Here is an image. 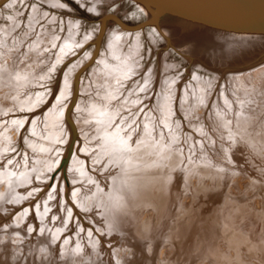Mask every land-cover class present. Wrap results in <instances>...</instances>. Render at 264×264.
I'll return each instance as SVG.
<instances>
[{
  "label": "rangeland",
  "instance_id": "1",
  "mask_svg": "<svg viewBox=\"0 0 264 264\" xmlns=\"http://www.w3.org/2000/svg\"><path fill=\"white\" fill-rule=\"evenodd\" d=\"M11 1L0 0V36L1 26L12 27L10 46L5 47L0 43V50L7 51L5 55L0 53V57L3 55L0 62L8 65L9 68L13 66L12 69L7 67L12 75L8 74L4 84L0 78V103L9 105L8 107L4 105V109L0 106L3 110L0 111V126L4 129L1 130L0 127V139H2L0 144L8 145L7 148L1 149L3 152L0 154L2 166L0 174L2 171L7 173L10 168L12 170L9 172L13 175V172H16L17 178L12 176L18 180H14L17 185L14 186L16 182H13L14 187H11L8 193L9 184L4 181L5 177H0V185L5 184L0 186V194L7 192L9 196L4 197L3 201L0 200V264H264V42L235 43L233 40H227L228 42L225 40L215 44L206 40L200 44V41L187 40L186 36L183 37L179 33H167L166 23L128 31L115 19H108L98 45L97 39L104 17L113 14L127 25H137L148 18L146 12L122 0H56L57 4H63L60 5L61 7L47 4L48 2L42 0H18L19 2L15 3L16 7H7ZM32 10L37 14L34 26L30 23L31 14L34 16L35 13ZM113 31L116 35L120 33V37L124 39L123 42L121 39L117 41L123 47V49L119 47L118 52L125 54L136 47V56H134L136 66L133 73L121 74V79L113 81L115 89L110 91L108 89L110 82L108 84L109 80L105 78L107 75L99 79L94 72L104 65L101 64L100 58L117 59L111 52L110 43L115 38ZM41 35H47L45 38L49 41L46 43V39L43 40ZM35 42L38 45L36 58L28 50L29 45L32 46ZM16 44L19 45L16 46L17 49L13 46ZM190 47L196 49L192 50L193 48ZM202 48L206 50L204 49L203 52ZM215 53L219 59L214 60ZM29 68L31 70H28ZM17 72L24 74L17 76ZM25 73L29 75L28 79ZM255 74H259L262 80ZM244 76L248 80L244 79ZM197 78L205 82H199ZM97 79L98 81L95 82L94 80ZM252 79L254 81L251 82ZM243 80L244 85L241 84ZM259 80L261 84L257 82ZM200 83L205 84V87ZM4 86L7 90L3 88ZM65 86L68 88L66 97L62 95ZM190 87L192 91L193 88L199 89L206 97L201 94L203 99L205 98L204 101L199 94L200 91H193V94ZM140 88L144 91H139ZM182 90L185 93H182ZM5 91L7 93L3 94ZM15 91L20 94L14 95ZM246 91L249 92V96ZM111 93H116L117 96L106 97V94L111 95ZM21 94L22 96L19 97ZM187 95H190L189 97L194 95V98L192 97L190 101ZM4 96L8 101L3 98ZM222 96L226 99L224 100ZM32 98L37 105L28 106L29 103L23 104L22 101L17 103L18 100L25 101ZM167 98L170 103L162 104L160 99ZM80 101L84 103L83 108L81 106L79 108ZM94 101L105 107L112 103L110 111H114L111 114L116 116L114 118L112 115L115 122L111 119V124H102L96 117L100 113L93 115L98 110L97 105L96 108L92 105ZM90 103L92 106H89ZM56 107L58 109L60 107L59 110L62 111L58 112L63 114L61 117L63 126L60 130L61 135H64V138L61 137L63 140L55 135L51 124L47 123L50 121L48 112ZM91 108L93 111H90ZM245 111L249 114L246 115ZM104 113H108L107 109ZM239 114H242L241 117ZM36 118L40 120V130L44 129V137L42 135L38 137L31 128ZM89 121L95 123L91 124ZM239 121L244 122L245 127ZM125 123L126 127L123 126ZM103 125L105 126L102 127ZM154 125L157 128L155 131L157 135L153 131L155 127L152 128ZM108 126L109 128L114 126L113 132L118 128L120 138L122 136L124 138L120 141L116 140L113 147L107 146V142L110 141H105L107 143L105 144L103 136L105 133L98 132L102 128L108 129ZM22 127L26 129L19 139ZM126 131L125 138L122 133ZM145 133H149L146 134L147 137ZM2 136L5 137L6 142H2ZM28 137L31 140L34 138L41 142H50L53 147L49 148L50 150L39 148L38 145L34 146ZM131 137L139 139V142L134 139L130 144L126 140H132ZM143 139L144 144L147 142L145 139H151L148 140L149 143L153 140L150 144L147 143L151 145L150 150L147 145L145 148V145L140 143ZM114 141L111 140L110 143ZM124 141L125 144L127 143L126 147L123 146ZM100 142L102 144L104 142L105 146ZM135 142L142 146L137 147L138 144ZM128 144L133 145L131 149ZM104 147H109L110 151L104 150ZM79 157L80 163L77 162ZM173 158L176 159L175 162L172 161ZM81 167L86 168L85 174L79 172ZM73 169L75 171H71ZM22 171L23 175L31 171L35 172L29 174L32 181H23L24 177H20L23 176ZM91 174L94 179L91 178ZM146 177L151 180L144 181ZM99 184H103L100 193L108 196L104 198L106 202L93 198ZM160 186H164L165 197L161 208L159 206L156 209L149 204V201L146 203L141 201L143 195L148 194L153 198ZM57 188L58 193L55 195L54 191ZM141 188H145L146 191L143 195L138 193ZM96 193L98 194V191ZM78 195L81 196L79 200L76 199ZM128 199L133 201L132 206L128 203ZM46 200L54 202L53 206L50 205L48 209L43 207V212L40 214L38 207L40 203L44 205ZM27 207L32 209L26 212L27 218L25 217L21 223L17 216L24 209H28ZM178 223L182 226L184 223L188 224L191 229L182 239L173 237L172 228L176 224L179 226Z\"/></svg>",
  "mask_w": 264,
  "mask_h": 264
},
{
  "label": "bare ground",
  "instance_id": "2",
  "mask_svg": "<svg viewBox=\"0 0 264 264\" xmlns=\"http://www.w3.org/2000/svg\"><path fill=\"white\" fill-rule=\"evenodd\" d=\"M42 1H45V3L48 2L47 4H49V3H51V4H56L55 6H57V5H58V6L63 5V4H60V3L57 4L58 1H56V0H42ZM16 2L18 3L19 1H18V0H12V1L7 5V7H10V6H11V8L14 7ZM105 3H106V2H105ZM92 4H93V3H92ZM25 5H26V4H25ZM94 5H95V4H94ZM31 6H32V5H31ZM36 6H37V5H36ZM51 6H53V5H51ZM65 6H66V5H65ZM15 7H16V6H15ZM60 7H61V6H60ZM93 7H94V9H97L96 6H93ZM137 7H139V6H137ZM139 8H141V7H139ZM31 9H32V8H31ZM34 9H37V8H34ZM141 9H142V8H141ZM37 11H38V10H37ZM42 11H43V10H42ZM32 12H33V10H32ZM32 12H31V13H32ZM34 12H35V13H34ZM34 12H33V13H34V16H33V14H31V15H32V16H31L32 19H30V23H32L33 26H34V23L37 21V14H36V11H34ZM45 12H46V11H45ZM17 13H18V12H17ZM20 13H21V12H20ZM44 14H45V13H44ZM46 14H47V13H46ZM146 14H147V13H146ZM11 16H12V15H11ZM0 17H1V16H0ZM49 17H50V16H49ZM49 17H48V18H49ZM9 18H10V17H9ZM51 18H52V17H51ZM51 18H50V19H51ZM22 19H24V18H22ZM41 19H42V18H41ZM55 19H56V18H55ZM18 20H19V19H18ZM16 21H17V20H16ZM47 21H48V20H47ZM52 21H53V20H52ZM10 22H13V21H10ZM17 22H18V21H17ZM17 22H16V23H17ZM49 22H50V21H49ZM18 23H19V22H18ZM25 23H26V22H25ZM30 23H28V24H30ZM164 23H166L165 31H166L167 33H174V34H175V33H179V34L182 35L183 37L186 36L185 39H187V40H188V39H189V40H190V39H192V40L194 39V40H196L197 42L200 41V44H201V43L203 44L204 41H206V40H208V41L210 40L211 42L213 41V43H215V44H220L221 41H224V42H225V40H226V41H227V40H233L235 43H242V42H245V41H249V42H257V41H258V42H264V38H255V37H234V36L229 37V36H225V35L213 34V33H210V32H208V31H206V30H203V29H199V28H196V27H192V26H189V25H186V24H181V23L174 22V21L167 20V19H166V20H165V19L162 20L161 24H164ZM9 24H10V23H9ZM32 24H31V26H32ZM161 24H160V25H161ZM47 25H48V24H47ZM72 25H73V24H72ZM160 25H159V26H160ZM8 26H9V25H8ZM17 26H18V25H17ZM31 26H30V27H31ZM33 28H34V27H33ZM44 29H45V27H44ZM48 29H49V28H48ZM53 29H54V27H53ZM74 29H75V28H74ZM13 30H14V29H13ZM126 30L131 31V29H126ZM1 31H2V35L0 36V39H1V40H0V43H1V45L5 46V47H6V46L8 47V45L10 46V44H11L10 42H11V40H12V39H11V38H12V35H11L12 27L1 26ZM26 31H27V30H26ZM46 31H47V30H46ZM30 32H31V31H30ZM72 32H73V31H72ZM74 32H75V30H74ZM76 32H77V30H76ZM110 32H111V31H110ZM116 32L118 33L119 31H116ZM48 33H49V32H48ZM70 33H71V32H70ZM70 33H69V34H70ZM113 33L115 34V35H113L115 38H113L114 40H112V43H110V44H111V52H112V54L114 55V57H117V59L114 58V59H115V60H114V59L112 58L114 61L111 60V58H110V59H109V58H100L101 60L98 59V60H100V61L102 62L101 64H104L103 66H105V68H103V66H101V68L99 67V69H97V68H96L97 70L95 69L97 72H96V71L94 72V74L96 73L97 78H99V77H100V78H101V77L103 78L104 76L107 75V77H105V78H106V80H109V81H108V84H109V82H110V84H109V86H108V89H109L110 91L115 89V87H114V85H113V83H112L113 81L118 80V79L120 78V75H121V74H128L129 72L133 73V71H135V66H136V65H135V64H136V63H135V59H134V58H135L134 56H136V54H135V52H136V51H135L136 47L133 48L134 50H132V51H130V52H128V53L125 52V51H123V52H125V54H124V53L121 54L120 52H118V51L120 50L119 47L122 48V49H123V47L120 46V44H119L117 41H119V40L121 39V42H123L124 39L120 37V33H118V35H116L115 31H113ZM121 33H122V32H121ZM161 33H162V32H161ZM17 34H19V33L17 32ZM22 34H24V33L22 32ZM73 34H74V33H73ZM109 34H110V33H109ZM36 35H37V34H36ZM38 35H39V34H38ZM44 35H45V34H44ZM50 35H52L51 32H50ZM58 35H59V34H58ZM88 35H89V34H88ZM122 35H123V34H122ZM22 36H23V35H22ZM25 36H26V35H25ZM42 36H43V35H41V37H42ZM56 36H57V35H56ZM56 36H55V39H56ZM71 36H72V35H71ZM73 36H74V35H73ZM113 36H112V37H113ZM123 36H124V35H123ZM34 37H35V36H34ZM39 37H40V36H39ZM39 37H38L37 39H39ZM41 37H40V38H41ZM43 37H44V38H43ZM43 37H42V39L44 40V39H46L45 37H47V35H46V36H43ZM23 38H24V37H23ZM35 38H36V37H35ZM88 38H89V37H88ZM124 38H125V37H124ZM16 39H17V37H16ZM18 39L20 40L19 37H18ZM42 39H41V40H42ZM49 39H50V37H49ZM53 39H54V37H53ZM53 39H52V43L55 41V39H54V41H53ZM69 39H70V38H69ZM73 39H74V38H73ZM86 39H87V38H86ZM110 39H111V38H110ZM110 39H109V40H110ZM127 39H128V38H127ZM127 39H126V40H127ZM182 39H184V38H182ZM34 40H35V39H34ZM34 40H33V41H34ZM50 40H51V39H50ZM67 40H68V39H67ZM74 40H75V39H74ZM126 40H125V41H126ZM33 41H32V42H33ZM48 41H49V40L46 39V43H47ZM75 41H76V40H75ZM136 41H137V40H136ZM180 41H181V40H180ZM182 41H183V40H182ZM202 41H203V42H202ZM13 42H14V41H13ZM30 42H31V40H30ZM36 42H39V41L36 40ZM36 42H35L34 44H32V46L28 44V45H29V49H28V50H29V53H31V55L34 54V56H35V52L38 51V48H37L38 45H37ZM227 42H228V41H227ZM19 43H20V41L17 42V44H19ZM44 43H45V42H44ZM65 43H66V42H65ZM76 43H77V42H76ZM106 43H107V42H106ZM135 43H136V42H135ZM12 44H13V43H12ZM17 44H16V45H13V46H15V48H16V46H19V45H17ZM38 44H39V43H38ZM55 44H56V43H55ZM69 44H70V43H69ZM72 44H73V43H72ZM197 44H198V43H197ZM39 45H40V44H39ZM70 45H71V44H70ZM70 45H69V46H70ZM186 45H189V44H186ZM198 45H199V44H198ZM11 46H12V45H11ZM69 46H68V47H69ZM109 46H110V45H109ZM124 46H125V45H124ZM135 46H137V45H135ZM195 46L197 47L196 44H195ZM199 46H200V45H199ZM205 46H208V45H205ZM44 47H47V46L44 45ZM70 47H72V46H70ZM73 47H74V46H73ZM186 47H187V46H186ZM196 47H195V49H196ZM201 47H202V46H201ZM203 47H204V46H203ZM39 48H40V47H39ZM62 48H63V47H62ZM188 48H189V47H188ZM190 48H191V49L193 48L192 50H195L194 47H190ZM197 48H200V47H197ZM7 49H8V48H7ZM16 49H17V48H16ZM77 49H78V48H77ZM118 49H119V50H118ZM122 49H121V50H122ZM200 49H201V48H200ZM200 49H199V50H200ZM204 49H205V48H202L203 52H204ZM13 50H14V49H13ZM13 50H12V51H13ZM18 50H20V49H18ZM21 50H22V49H21ZM63 50H64V49H63ZM105 50H106V49H105ZM109 50H110V48H109ZM128 50H129V49H128ZM205 50H206V49H205ZM103 51H104V50H103ZM107 51H108V50H107ZM219 51H220V50H219ZM13 52H14V51H13ZM15 52H16V51H15ZM19 52H20V51H19ZM25 52H26V51H25ZM65 52H66V50H65ZM108 52H110V51H108ZM214 52H218V51H214ZM214 52H213V53H214ZM220 52H221V51H220ZM223 52H224V51H223ZM0 53L3 54V55H5V54H7V51H6V49H3V51L0 50ZM9 53H10V52H9ZM29 53H28V54H29ZM37 53H39V52H37ZM61 53H62V52H61ZM63 53H64V51H63ZM64 54H65V53H64ZM85 54H86V53H85ZM104 54H105V53H104ZM104 54H103V56H104ZM112 54H111V55H112ZM120 54H121V56H120ZM123 54H124V55H123ZM209 54H210V53H209ZM220 54H221V53H220ZM229 54H230V53H229ZM3 55H2V56H3ZM21 55H22V54H21ZM25 55H26V54H25ZM31 55H30V56H31ZM36 55H37V54H36ZM107 55H108V54H107ZM109 55H110V53H109ZM113 55H112V56H113ZM122 55H123V56H122ZM213 55H214V54H213ZM215 55H216V53H215ZM2 56H1V57H2ZM10 56H11V53H10ZM61 56H63V54H62ZM222 56H223V53H222ZM228 56H229V55H228ZM1 57H0V58H1ZM4 57H6V56H4ZM8 57H9V56H8ZM31 57H32V56H31ZM37 57H38V56H37ZM107 57H109V56H107ZM229 57H230V56H229ZM22 58H23V57H22ZM25 58H26V57H25ZM28 58H29V57H28ZM35 58H36V56H35ZM216 58L219 59V56L216 55V57H215L214 60H216ZM7 59H8V58H7ZM9 59H10V58H9ZM29 59H30V58H29ZM60 59H61V58H60ZM212 59H213V58H212ZM10 60H12V59H10ZM14 60H15V59H14ZM80 60H81V59H80ZM3 61H4V60H3ZM100 61H99V65H100ZM11 62H12V61H11ZM17 62H18V61H17ZM17 62H15V63H17ZM22 62H23V61H22ZM80 62H81V61H80ZM1 63H2V62H0V78H1V80H2V84H4V83H5L4 81H7V79H8V78H7L8 74H9V75H12V74H10V73L8 72L9 70H7L8 65L6 66V64L3 65V63H2V64H1ZM9 63H10V62H9ZM9 63H8V64H9ZM39 63H40V62H39ZM78 63H79V62H78ZM36 64H38V63L36 62ZM11 65H12V63H11ZM18 65H19V64H18ZM18 65H17V66H18ZM23 65H24V64H23ZM99 65H98V66H99ZM98 66H97V67H98ZM12 67H13V66H12ZM12 67H11V68L8 67V68H9V69H12ZM26 67H27V66H26ZM37 67H38V66H37ZM41 67H42V66H41ZM15 68H16V67H15ZM20 68H21V67H20ZM20 68H18V69H20ZM22 68H23V67H22ZM22 68H21V69H22ZM32 68L34 69V67H32ZM53 68H54V66H53ZM53 68H52V69H53ZM69 68H70V67H69ZM257 68H258V67H257ZM23 69H24V68H23ZM23 69H22V70H23ZM36 69H37V68H36ZM41 69H42V68H41ZM52 69H51V70H52ZM28 70H31V69L29 68ZM71 70H72V69H71ZM91 70H92V69H91ZM33 71H34V70H33ZM67 71H68V70H67ZM14 72H15V71H14ZM47 72H48V71H47ZM70 72H71V71H70ZM92 72H93V71H92ZM248 72H249V71H248ZM262 72H263V71H262ZM12 73H13V72H12ZM17 73H18V74H17ZM17 73H16L17 76H19V74H24V72H23V73H21V72H20V73L17 72ZM34 73H35V71H34ZM41 73H42V72H41ZM134 73H135V72H134ZM149 73H151V72H149ZM25 74H27V73H25ZM30 74H31V73H30ZM35 74H36V73H35ZM196 74H197V73H196ZM242 74H243V73H242ZM263 74H264V72H263ZM42 75H43V74H42ZM151 75H152V74H151ZM166 75H167V74H166ZM250 75H251V74H250ZM255 75H258V76H259V74H255ZM13 76L15 77V75H13ZM22 76H23V75H22ZM26 76H28V77H27V79H28V78H29V75L27 74ZM93 76H94V75H93ZM96 76H94V77L96 78ZM117 76H118V77H117ZM121 76H122V75H121ZM147 76H148V75H147ZM164 76H165V75H164ZM173 76H174V75H173ZM195 76H196V75H195ZM201 76H202V74H201ZM247 76H248V75H247ZM252 76H253V75H252ZM258 76H256V77H258ZM30 77H31V76H30ZM124 77H125V76H124ZM168 77H169V76H168ZM254 77H255V76H254ZM254 77H252V78H254ZM259 77L261 78V76H259ZM43 78H44V77H43ZM100 78H99V79H100ZM143 78H145V77H143ZM143 78H142V79H143ZM179 78H180V77H179ZM191 78H192V77H191ZM200 78H201V77H200ZM200 78H197V80L199 79V80H198L199 82H200V81H201V82H202V81L205 82V80H200ZM243 78L245 79V78H247V77L244 76ZM113 79H114V80H113ZM120 79H121V78H120ZM150 79H151V77H150ZM171 79H173V78L171 77ZM230 79H231V78H230ZM236 79H237V78H236ZM20 80H21V79H20ZM22 80H23V77H22ZM22 80H21V82H22ZM24 80H25V79H24ZM86 80H87V79H86ZM144 80H145V79H144ZM144 80H143V81H144ZM195 80H196V78H195ZM223 80H224V79H223ZM241 80H242V79H241ZM246 80H248V78H247ZM261 80H262V78H261ZM17 81H18V80H17ZM26 81H27V80H26ZM32 81H33V80H32ZM94 81L96 82V81H98V79H97V80H94ZM169 81H170V80H169ZM207 81H208V79H207ZM210 81H211V80H210ZM212 81H213V79H212ZM229 81H230V80H229ZM236 81H237V80H236ZM249 81H250V80H249ZM252 81H254V80L252 79L251 82H252ZM10 82H11V81H10ZM14 82H15V81H14ZM27 82H28V81H27ZM29 82H30V81H29ZM33 82H34V81H33ZM66 82H67V81H66ZM68 82H69V81H68ZM86 82H87V81H86ZM115 82H116V81H115ZM171 82H172V81H171ZM204 82H202V83H204ZM208 82H209V81H208ZM230 82H231V81H230ZM233 82H234V81H233ZM257 82L260 83V80L257 81ZM31 83H32V82H31ZM97 83H98V82H97ZM97 83H96V84H97ZM103 83H104V82H103ZM147 83H148V82H147ZM147 83H146V84H147ZM166 83H167V82H166ZM202 83H200V84H202ZM217 83H218V82H217ZM234 83H235V82H234ZM239 83H240V82H239ZM243 83H244V80H243V82H242L241 84L244 85ZM258 83H257V84L255 83V85H258ZM10 84H11V83H10ZM64 84H65V83H64ZM106 84H107V83H106ZM117 84H118V83H117ZM146 84H145V85H146ZM148 84H149V83H148ZM159 84H160V83H159ZM159 84H158V86H159ZM162 84H164V83L162 82ZM171 84H172V83H171ZM231 84H232V83H231ZM252 84H253V83H252ZM260 84H261V83H260ZM8 85H9V84H8ZM18 85H20V84H18ZM21 85H22V84H21ZM25 85H26V84H25ZM30 85H31V84H30ZM30 85H28V86H30ZM86 85H87V84H86ZM90 85H91V84H90ZM103 85H104V84H103ZM139 85H140V84H139ZM143 85H144V84L142 83L141 86H143ZM149 85H150V84H149ZM173 85H174V84H173ZM188 85H189V83H188ZM202 85L205 87V84H202ZM202 85H200V87H201ZM207 85H209V83H208ZM223 85H224V83H223ZM232 85H234V84H232ZM235 85H236V84H235ZM248 85H249V84H248ZM248 85H247V86H248ZM13 86H16V85H13ZM106 86H107V85H106ZM182 86H183V85H182ZM193 86H194V85H193ZM219 86H220V85H219ZM219 86H218V87H219ZM249 86H250V85H249ZM19 87H20V86H19ZM26 87H27V86H26ZM116 87H118V86H116ZM138 87H139V86H138ZM194 87H196V85H195ZM207 87H208V86H207ZM209 87H210V86H209ZM238 87H239V86H238ZM251 87H252V86H251ZM253 87H254V86H253ZM3 88H5V86H4ZM10 88H11V86H10L8 89L10 90ZM27 88H28V87H27ZM80 88H81V87H80ZM85 88H86V87H85ZM85 88H83V90H85ZM147 88H148V87H147ZM175 88H176V87H175ZM190 88H191V87H190ZM243 88H244V87H243ZM247 88H249V87H247ZM255 88H257V87L255 86ZM258 88H260V86H259ZM17 89H18V88H17ZM21 89H22V88H21ZM24 89H26V88H24ZM35 89H36V88H35ZM63 89H64V92H63L62 95L65 96L66 94H68V88H67V86H65ZM102 89H103V88H102ZM105 89H106V88H105ZM151 89H152V88H151ZM195 89H196V88H195ZM195 89L193 88V91H195V92H196L197 90H198V92L200 91L199 89H197V90H195ZM200 89L202 90V88H200ZM211 89H212V88H211ZM223 89H224V88H223ZM5 90H7V89L5 88ZM9 90H8V91H9ZM15 90H16V89H15ZM18 90H19V89H18ZM22 90H23V89H22ZM98 90H99V89H98ZM119 90H120V89H119ZM142 90H143V89H142ZM142 90H141V88H140L139 91H142ZM147 90H148V89H147ZM204 90H205V89H204ZM228 90H229V88H228ZM255 90H256V89H255ZM255 90H253V91H255ZM3 91H4V90H3ZM11 91H12V90H11ZM36 91H37V90H36ZM115 91H116V90H115ZM143 91H144V90H143ZM157 91H158V90H157ZM167 91H168V90H167ZM186 91H187V90H186ZM191 91H192V88H191ZM193 91H192V92H193ZM247 91H251V90H247ZM247 91H246V92H247ZM257 91H258V90H257ZM259 91H260V90H259ZM19 92H20V91H19ZM28 92H29V91H28ZM41 92H42V91H41ZM84 92H85V91H84ZM112 92H113V91H112ZM117 92H118V91H117ZM119 92H121V91H119ZM163 92H164V90H163ZM175 92H176V91H175ZM183 92H184V91L182 90V93H183ZM192 92H191V93H192ZM207 92H208V91H207ZM218 92H219V90H218ZM251 92H252V91H251ZM251 92H250V93H251ZM255 92H256V91H255ZM262 92H263V90H262ZM6 93H7V92L5 91V93H3V94H6ZM39 93H40V92H39ZM99 93H100V92H99ZM105 93H107V92H105ZM156 93H157V92H156ZM160 93H161V92H160ZM164 93H165V92H164ZM166 93H167V92H166ZM166 93H165V94H166ZM184 93H185V92H184ZM187 93H188V91H187ZM189 93H190V92H189ZM220 93H221V92H220ZM222 93H223V92H222ZM225 93H226V92H225ZM228 93H229V92H228ZM230 93H231V92H230ZM233 93H234V92H233ZM233 93H232V94H233ZM243 93H244V92H243ZM248 93H249V92H247V94H248ZM1 94H2V92H1ZM13 94H14V95H15V94L17 95V94H20V93H18V92L16 93V91H15V93H13ZM25 94H26V93H25ZM33 94H34V93H33ZM43 94H44V93H43ZM108 94H109V93H108ZM108 94H106V95H107L106 97H108V98H109V97H112V96H117L116 93H111V95H108ZM114 94H116V95H114ZM119 94H120V93H119ZM193 94H194V92H193ZM197 94H198V93H197ZM197 94H196V95H197ZM199 94H200V95H201V94L204 95L201 91H200ZM208 94H209V93H208ZM223 94H224V93H223ZM223 94H221V95H223ZM235 94H236V93H235ZM245 94H246V93H245ZM245 94H243V95H245ZM251 94H252V93H251ZM256 94H259V93L256 92ZM256 94H255V95H256ZM263 94H264V92H263ZM7 95H8V94H7ZM135 95H136V94H135ZM157 95H160V94H157ZM161 95H162V94H161ZM166 95H167V94H166ZM169 95H170V94H169ZM190 95H191V94H190ZM190 95H189V96H190ZM202 95H201V96H202ZM219 95H220V94H219ZM0 96H1V95H0ZM5 96H6V95H5ZM5 96H4L3 98H6ZM11 96H12V92H11ZM20 96H22V94L19 95V97H20ZM23 96H25V95H23ZM28 96H29V95H28ZM35 96H36V95H35ZM35 96H34V97H35ZM60 96H61V95H60ZM147 96H148V95H147ZM164 96H165V95H164ZM170 96H174V95H170ZM180 96H181V95H180ZM187 96H188V95H187ZM189 96L187 97V99L189 98V100L191 101V100L194 98V97H193L194 95L191 96V97H189ZM224 96H226V95L224 94ZM231 96H232V95H231ZM235 96H236V95H235ZM237 96H238V95H237ZM241 96H242V95H241ZM248 96H249V94H248ZM7 97H8V96H7ZM29 97H30V96H29ZM34 97H33V98H34ZM44 97H47V96L44 95ZM65 97H66V96H65ZM93 97H94V96H93ZM118 97H119V96H118ZM140 97H141V96H140ZM143 97H144V96H143ZM168 97H169V96H168ZM192 97H193V98H192ZM196 97H197V96H196ZM204 97H205V95H204ZM222 97H223V96H222ZM232 97H233V96H232ZM232 97H231V98H232ZM263 97H264V96H263ZM21 98H22V97H21ZM33 98H32L31 100H30V99H26L25 101H23V100H18L17 103L22 101L23 104L29 103V104H27V105H28V106H31V105L37 103V102L35 103V102L33 101V100H34ZM62 98H63V97H62ZM89 98H90V97H89ZM99 98H101V97H99ZM145 98H146V97H145ZM148 98H149V97H148ZM159 98H160V97H159ZM173 98H175V97H173ZM200 98H201V97H200ZM205 98H206V97H205ZM205 98H204V99H205ZM223 98H224V97H223ZM229 98H230V97H229ZM233 98H234V97H233ZM242 98H243V96H242ZM242 98H241V100H242ZM254 98H256V97H254ZM10 99H11V98H10ZM18 99H19V98H18ZM36 99H38V98H36ZM60 99H61V98H60ZM90 99H91V98H90ZM103 99H104V98H103ZM110 99H112V98H110ZM116 99H117V98H116ZM202 99H203V96H202ZM202 99H201V100H202ZM204 99H203V101H204ZM225 99H226V98H224V100H225ZM227 99H228V98H227ZM246 99H247V97H246ZM261 99H262V98H261ZM5 100L8 101L7 98H6ZM100 100H101V99H100ZM133 100H135V99H133ZM137 100L139 101L138 97H137ZM155 100H156V99H155ZM182 100H184V99H182ZM195 100H196V99H194V101H195ZM215 100H216V99H215ZM222 100H223V99H222ZM224 100H223V101H224ZM233 100H235V99H233ZM247 100H248V99H247ZM250 100H251V99H250ZM3 101H4V100H3ZM6 101H5V102H6ZM123 101H124V100H123ZM130 101H131V100H130ZM160 101L162 102V104H163L164 102H165V104H166V102H169V103H170V101H169L168 98H167V99H163V100L160 99ZM198 101H200V99H199ZM203 101H202V102H203ZM217 101L219 102V98H218ZM228 101H229V100H228ZM43 102H44V100H43ZM78 102H79V101H78ZM82 102H83V101H82ZM82 102L80 101V103H79V108H80V106H81V108H83L82 106H83L84 103L82 104ZM88 102H89V101H88ZM117 102H118V101H117ZM117 102H116V103H117ZM188 102H189V101H188ZM192 102H193V101H192ZM192 102H191V104H192ZM195 102H197V100H196ZM226 102H227V101H226ZM239 102H240V100H239ZM242 102H244V101L242 100ZM245 102H247V101H245ZM13 103H14V102H13ZM58 103H59V102H58ZM107 103H108V102H107ZM131 103H132V102H131ZM157 103H159V102L157 101ZM169 103H168V104H169ZM212 103H213V102H212ZM224 103H225V102H224ZM233 103H234V101H233ZM248 103H249V101H248ZM248 103H247V104H248ZM8 104H9V103H8ZM62 104H63V103H62ZM110 104H112V103H110ZM110 104H109L108 106L105 107L103 104L100 105L99 102H97V103H95V101L92 102V105H94V107H95V105H97L96 107H98V110H97L96 112H94L93 115H94V114H97V112H99L100 114H99V115H96V117H97V119H98L100 122H102V124H107V125H108V124H111V122H112L111 119L113 120V118H112V115H113V114H111L112 111H110V110L112 109V106H111ZM126 104H127V103H126ZM159 104H160V103H159ZM159 104H158V105L156 104V105L159 106ZM179 104H180V103H179ZM200 104H201V103H200ZM226 104H227V103H226ZM234 104H235V103H234ZM249 104H250V103H249ZM4 105H6V107L9 106V105H7V103H0V106H1L2 109L5 108ZM36 105H37V104H36ZM39 105H40V104H39ZM39 105H38V106H39ZM55 105H56V104H55ZM58 105H59V104H58ZM58 105H57V106H58ZM60 105H61V104H60ZM92 105H91V103H90L89 106H92ZM98 105H99V106H98ZM127 105H128V104H127ZM131 105H132V104H131ZM202 105H203V104H202ZM206 105H207V102H206ZM228 105H230V102H228ZM232 105H233V104H231V106H232ZM245 105H246V104H245ZM11 106H12V105H11ZM33 106H34V105H33ZM85 106H87V104H86ZM89 106H88V107H89ZM128 106H130V105H128ZM132 106H133V105H132ZM157 106H155V107H157ZM162 106H163V105H162ZM162 106H161V107H162ZM171 106H172V105H171ZM194 106H196V105H194ZM231 106H229V107H231ZM77 107H78V106H77ZM96 107H95V108H96ZM120 107H121V106H120ZM186 107H187V106H186ZM189 107H190V106H189ZM199 107H200V106H199ZM211 107H212V106H211ZM225 107H227V106H225ZM232 107H234V106H232ZM79 108H77L76 110L79 111ZM95 108H93V109H95ZM159 108H160V107H159ZM217 108H218V107H217ZM240 108H241V107H240ZM2 109H0V111H3ZM59 109H60V107H59ZM59 109L56 107L55 109L53 108V110H50V111L48 112V116H49V118H50V121L47 122V123H48V124H51L50 126H52L51 128H52L53 131L55 132V135H57V137H59L60 140H63L62 138H64V135H61V133H60V130H61L62 126H63V123H61V121H62V120H61V117H63V116H62L63 114L61 115L60 112H61L62 110L60 111ZM85 109H86V108H85ZM106 109H107L108 113H104V111H105ZM119 109H120V108H119ZM125 109H126V108H125ZM157 109H158V108H157ZM171 109H172V108H171ZM173 109H174V108H173ZM180 109H181V108H180ZM190 109H191V108H190ZM226 109H227V108H225V110H226ZM91 110H92V108L90 109V111H91ZM165 110H166V109H165ZM168 110H169V109H168ZM182 110H183V109H182ZM208 110H209V109H208ZM211 110H212V109H211ZM213 110H214V108H213ZM223 110H224V108H223ZM232 110L235 111L233 108H232ZM240 110H241V109H240ZM242 110H243V109H242ZM244 110H245V109H244ZM246 110H247V109H246ZM58 111H60V112H58ZM85 111H86V110H85ZM92 111H93V110H92ZM158 111H159V109H158ZM158 111H157V112H158ZM229 111H230V109H229ZM6 112H7V110H6ZM113 112H114V111H113ZM113 112H112V113H113ZM164 112H165V111H164ZM175 112H176V111H175ZM236 112H237V111H236ZM239 112L241 113V111H239ZM239 112H238V113H239ZM46 113H47V112H46ZM79 113H80V111H79ZM79 113H78V115H79ZM82 113H83V111H82ZM117 113H118V112H117ZM147 113H148V112H147ZM152 113H153V112H152ZM209 113H210V112H209ZM226 113H227V112H226ZM233 113H234V112H233ZM242 113H243V111H242ZM246 113H248V112L245 111V114H246ZM88 114H89V113H88ZM118 114H119V113H118ZM149 114H150V112H149ZM158 114H160V113H158ZM174 114H175V113H174ZM220 114H221V113H220ZM227 114H228V113H227ZM227 114H226V116L229 117ZM248 114H249V113H248ZM76 115H77V114H76ZM81 115H83V114H81ZM115 115H117V114L115 113ZM213 115H214V113H213ZM239 115H240L239 117H241L242 114H239ZM246 115H247V114H246ZM14 116H15V115H14ZM113 116H114V115H113ZM158 116H159V115H158ZM165 116H166V115H165ZM165 116H164V117H165ZM211 116H212V115H211ZM224 116H225V113H224ZM243 116H244V115H243ZM41 117H42V116H41ZM44 117H45V115H44ZM83 117H84V116H83ZM145 117H146V116H145ZM151 117H152V116H151ZM237 117H238V116H237ZM244 117H245V116H244ZM13 118H14V117H13ZM23 118H24V117H23ZM49 118H48V119H49ZM76 118H77V117H76ZM80 118H81V117H80ZM80 118H79V119H80ZM88 118H90V117H88ZM114 118H116V116H114ZM166 118H167V117H166ZM215 118H216V117H215ZM225 118H226V117H224V119H225ZM246 118H247V116H246ZM246 118H244L243 121H245ZM36 119H37V118H36ZM82 119H83V118H82ZM86 119H87V118H86ZM86 119H85V120H86ZM147 119H148V117H147ZM147 119H146V121L149 120V119H148V120H147ZM170 119H171V118H170ZM232 119H233V118H230V120H232ZM20 120H21V119H20ZM77 120H78V119H77ZM116 120H117V119H116ZM165 120H166V119H165ZM221 120H222V119H221ZM41 121H42V120H41ZM75 121H76V120H75ZM113 121H114V120H113ZM117 121H118V120H117ZM127 121H128V120H127ZM154 121H156V120H154ZM154 121H153V122H154ZM168 121H169V119H168ZM216 121H217V120H216ZM232 121H234V119H233ZM232 121H231V122H232ZM22 122H23V121H22ZM24 122H25V121H24ZM77 122H78V121H77ZM80 122H82L81 119H80ZM80 122H79V123H80ZM89 122H90V121H89ZM114 122H115V121H114ZM129 122H130V121H129ZM149 122H151V121H149ZM149 122H148V123H149ZM161 122H162V121H161ZM224 122H225V121H224ZM239 122H240V121H239ZM239 122H238V123H239ZM241 122H242V121H241ZM241 122H240V123H241ZM28 123H29V122H28ZM28 123H27V124H28ZM42 123H44V122H42ZM47 123H46V124H47ZM90 123H91V122H90ZM93 123H95V122H93ZM93 123H91V124H93ZM120 123H121V122H120ZM122 123H123V122H122ZM135 123H136V122H135ZM135 123H134V124H135ZM140 123H141V122H140ZM151 123H152V122H151ZM163 123H164V122H163ZM165 123H167V122H165ZM169 123H170V122H169ZM243 123H244V122H242L241 125H243V127H245V125H244L245 123H244V124H243ZM246 123H247V121H246ZM80 124H81V123H80ZM82 124H83V123H82ZM128 124H129V123H128ZM128 124H127V125H128ZM234 124H236V123H234ZM234 124H233V125H234ZM1 125H2V124H1ZM98 125H100V124L98 123ZM118 125H119V124H118ZM124 125H125V127H126V123L123 124V126H124ZM150 125H151V124H149V126H150ZM159 125H160V124H159ZM163 125H164V124H163ZM4 126H5V125H4ZM40 126H41V125H40V120L37 119V120L35 121V123L33 124V127H31V128L34 130V131H33L34 134L36 133V134L38 135V137H39V135H42V136L44 137V135H45V134L43 133V130H44V129L42 128V130H40V129H41ZM44 126H45V124H44ZM47 126H48V125H47ZM104 126H105V125H103L102 127H104ZM114 126H115V124H114ZM114 126H113V127H114ZM123 126H122V128H123ZM165 126H167V125H165ZM0 127H1V126H0ZM20 127H21V126H20ZM87 127H88V126H87ZM102 127H100V128H102ZM113 127L111 126V128H109V126H108V129H107V128H106V129H105V128H102L103 130L101 129V130H102V131L100 130L101 132L98 131V132L101 133V134H104V133H105V135H103V136H104V142H105V141H110V142H111V140H112V141L115 140V141L112 142V143L107 142L108 144L105 142V144H107V146H109V147H110V146L113 147V145H115L116 140H117V141H120V139L123 138V136L120 138V135H119L118 132H117V131H118V128H116V129H117L116 131H114V132L112 131ZM154 127H155V125H154L152 128H154ZM233 127H234V126H233ZM243 127H241V128H243ZM247 127H248V126H247ZM1 128H2V127H1ZM16 128H17V127H16ZM22 128H23V129H22V131H21V135H20V138H19V139H21V137L23 136L24 129H26V127H22ZM88 128H89V127H88ZM90 128H92V127H90ZM119 128H120V127H119ZM155 128H156V127H155ZM155 128H154V130H153L154 133H156L155 131L157 130V128H156V129H155ZM163 128H164V127H163ZM19 129H20V128H19ZM19 129H18V132H19ZM49 129H50V128H49ZM98 129H99V128H98ZM125 129H126V128H125ZM131 129H132V128H131ZM150 129H151V128H150ZM150 129H149V130H150ZM159 129H160V128H159ZM237 129H238L239 131L241 130V129H239V128H237ZM245 129H246V128H245ZM1 130H4V129L2 128ZM1 130H0V131H1ZM15 130H16V129H15ZM39 130H40V131H39ZM81 130H82V129H81ZM90 130H92V129H90ZM113 130H114V129H113ZM111 131H112V132H111ZM123 131H124V129H123ZM128 131H129V130H128ZM142 131H143V130H142ZM170 131H171V130H170ZM62 132H64V131L62 130ZM129 132H130V131H129ZM135 132H136V131H135ZM161 132H162V131H161ZM171 132H172V131H171ZM42 133H43V134H42ZM64 133H65V132H64ZM93 133H94V132H93ZM154 133H151V134H154ZM172 133H173V132H172ZM240 133H241V132H240ZM53 134H54V133H53ZM95 134H96V133H95ZM122 134H123L124 137L126 138V136H127V131H126V133L124 132V133H122ZM131 134H132V132H131ZM146 134H149V133H145V135H146ZM175 134H176V133H175ZM13 135H14V134H13ZM82 135H83V134H82ZM88 135H89V134H88ZM156 135H157V133H156ZM3 136H4V135H3ZM3 136H2V138H3ZM130 136H131V135H130ZM130 136H129V137H130ZM135 136H136V135H135ZM149 136H150V135H149ZM149 136H148V137H149ZM152 136H153V135H152ZM164 136H165V135H164ZM164 136H163V138H164ZM167 136H168V135H167ZM14 137H15V136H14ZM61 137H62V138H61ZM86 137H87V136H86ZM146 137H147V135H146ZM146 137H145V138H146ZM174 137H175V136H174ZM4 138H5V137H4ZM4 138H3V141H2V142H6V141H4ZM8 138H9V137H8ZM55 138H56V137H55ZM65 138H66V137H65ZM150 138H151V137H150ZM152 138H154V137H152ZM161 138H162V137H161ZM161 138H160V139H161ZM167 138H168V137H167ZM9 139H10V138H9ZM9 139H8V140H9ZM45 139H46V138H45ZM123 139H124V138H123ZM131 139H132V140H130V138H129L130 141H128V140H126V141L129 142L130 144H132L133 141H134V139H137V138H132V137H131ZM154 139H155V138H154ZM157 139H158V138H157ZM1 140H2V139H0V141H1ZM6 140H7V139H6ZM13 140H14V138H13ZM28 140H29L31 143H33L34 146H35V145H38L39 148H40V147H44V149H49V148L53 147V145H51V143H50V142L48 143L47 141L44 142V141L42 140L43 142H41L39 139H38V140H37V139L35 140L34 138L31 140V139H29V137H28ZM28 140H27V142H28ZM138 140H139V139H137V141H138ZM146 140H147L146 144H144L145 142L143 143L144 139L142 140V142L140 141V143H141V144L143 143V144L145 145V148H146L147 146H148L147 148H149V146H151V145H147V143L150 144L153 140L150 141V143L148 142V140H151V139H145V141H146ZM10 141H12V140H10ZM10 141H9V142H10ZM16 141H17V140H16ZM48 141H49V140H48ZM126 141H124V144H123V146L125 145V147H126V144H127V143L125 144ZM61 142H62V141H61ZM104 142H103V144H104ZM121 142H122V141H121ZM138 142H139V141H138ZM160 142H161V141H160ZM7 143H8V142H7ZM7 143H6V144H7ZM31 143H30V144H31ZM100 143H101V142H100ZM119 143H120V142H119ZM135 143H136V142H135ZM140 143H139V144L136 143V144H138V145H136V146H137V147L140 146V145H141ZM39 144H40V145H39ZM61 144H62V143H61ZM103 144L101 143V145H103ZM105 144H104L103 146H105ZM120 144H121V143H120ZM146 145H147V146H146ZM152 145H153V144H152ZM255 145H256V144H255ZM7 146H8V145H7ZM7 146L5 145V143H3V144L1 143V144H0V150L3 149V148H4V149L7 148ZM13 146H14V145H13ZM13 146H12V147H13ZM107 146H106V147H107ZM128 146L130 147L129 149H131V147H132L133 145L130 146V145L128 144ZM128 146H127V148H128ZM141 146H142V145H141ZM172 146H173V145H172ZM172 146H171V147H172ZM106 147H104L105 149H104V148H103V149L106 150V149L109 148V147H108V148H106ZM112 147H111V148H112ZM155 147H156V146H155ZM39 148H38V149H39ZM100 148H101V147H100ZM42 149H43V148H42ZM44 149H43V150H44ZM129 149H128V150H129ZM157 149H158V148H157ZM157 149H156V150H157ZM8 150H9V149H8ZM49 150H50V149H49ZM49 150H48V151H49ZM53 150H54V149H53ZM99 150H100V149H99ZM101 150H102V149H101ZM108 150H109V149H108ZM108 150H107V152H108ZM113 150H114V149H113ZM132 150H133V149H132ZM138 150H139V149H138ZM149 150H150V148H149ZM158 150H159V149H158ZM9 151H10V150H9ZM51 151H52V149H51ZM51 151H49V152L51 153ZM57 151H59V150L57 149ZM109 151H110V150H109ZM130 151H131V150H130ZM2 152H3V150L0 151V154H2ZM114 152H115V151H114ZM7 153H8V152H7ZM42 153H43V152H42ZM50 153H49V154H50ZM103 153H104V152H103ZM103 153H102V155H103ZM51 154H52V153H51ZM108 154H109V153H108ZM110 154H111V153H110ZM52 155L54 156V154H52ZM114 155H115V154H114ZM118 155H119V154H118ZM122 155H123V153H122ZM10 156H11V155H10ZM43 156H44V155H43ZM46 156H47V154H46ZM109 156H111V155H109ZM115 156H116V155H115ZM115 156H114V157H115ZM120 156H121V155H120ZM120 156H119V157H120ZM166 156H168V155H166ZM173 156H174V155H173ZM176 156H177V155H176ZM176 156H175V158H176ZM1 157H2V156H1ZM3 157H4V156H3ZM27 157H28V156H27ZM40 157H41V156H40ZM49 157H51V156H49ZM55 157H56V156H55ZM171 157H172V155H171ZM25 158H26V157H25ZM30 158H31V157H30ZM36 158H37V157H36ZM44 158H45V156H44ZM77 158H78V157H77ZM77 158H76V159H77ZM96 158H97V157H96ZM107 158H109V157H107ZM175 158L172 159L173 162H175V161H174ZM41 159H42V158H41ZM48 159H49V158H48ZM50 159L52 160V158H50ZM50 159H49V160H50ZM53 159H55V158H53ZM56 159H57V158H56ZM80 159H81V158L79 157V159H77V162L79 161V163H80ZM176 159H177V158H176ZM176 159H175V160H176ZM0 160H1V159H0ZM14 160H15V159H14ZM28 160H29V159H28ZM35 160H36V159H35ZM42 160H43V159H42ZM74 160H75V159H74ZM74 160H72V161L74 162ZM108 160H109V159H108ZM108 160H107V161H108ZM110 160H111V158H110ZM11 161H12V160H11ZM40 161H41V160H40ZM43 161H44V160H43ZM47 161H48V160H47ZM82 161H83V160H82ZM82 161H81V162H82ZM22 162H23V160H22ZM29 162H30V161H29ZM50 162H51V161H50ZM52 162H53V161H52ZM55 162H56V161H55ZM9 163H10V162H9ZM23 163H24V162H23ZM40 163H41V162H40ZM26 164H27V163H26ZM72 164H73V163H72ZM5 165H6V164H4V166H5ZM13 165H14V164H13ZM17 165H18V164H17ZM19 165H20V164H19ZM28 165H29V164H28ZM47 165H48V164H47ZM49 165H50V164H49ZM79 165H80V164H79ZM81 165H82V164H81ZM83 165H84V164H83ZM83 165H82V166H83ZM44 166H46V165H44ZM77 166H78V164H77ZM0 167L2 168L1 165H0ZM13 167H14V166H13ZM29 167H30V166H29ZM33 167H34V166H33ZM47 167H48V166H47ZM74 167H75V166H74ZM74 167H72V168H74ZM94 167H95V166H94ZM5 168H7V167H5ZM11 168H12V167H11ZM16 168H17V166H16ZM24 168H25V167H24ZM30 168H31V167H30ZM52 168H53V167H52ZM19 169H20V168H19ZM21 169H22V168H21ZM21 169H20V170H21ZM26 169H27V168H26ZM26 169H25V170H26ZM42 169H43V168H42ZM75 169H76V168H75ZM75 169H73V170H71V171H75ZM85 169H86V168H84V167L82 168V167H81L80 170H79V172H82L83 174H85V172H84ZM2 170H3V169H2ZM8 170L10 171V170H12V169L8 168ZM8 170H7V171H8ZM4 171H5V170H4ZM9 171L7 172L8 174L5 173V172H3V171H2V173L0 174V175H1L0 177H5V180H4V178H2V179L6 182V184H7V183L9 184V186L6 185V186H8V188H9V189L7 190L8 193L10 192L9 190L11 189V187H14V186L17 185V182L15 181L16 184H14V186H13L12 183L14 182V180H18V179H16L17 177L15 176V173H16V172H13V173H14V175H13V174H12L11 172H9ZM23 171H24V170H23ZM23 171H22V175H23V173L25 172V171H24V172H23ZM28 171H30V170H28ZM40 171H41V170H40ZM43 171H44V170H43ZM67 171H68V170H67ZM77 171H78V170H77ZM0 172H1V171H0ZM19 172H20V171H19ZM37 172H38V171H37ZM32 173H35V172H32V171H31L30 173H28V174H24L23 176H20V175L18 174V176H20V177H24V179H22V180L25 181V182H26V180H30V181H32V180L30 179V178H31L30 175H31ZM42 173H43V172H42ZM44 173H45V171H44ZM67 173H68V172H67ZM69 173H70V172H69ZM72 173H74V172H72ZM16 174H17V173H16ZM20 174H21V173H20ZM29 174H30V175H29ZM46 174H47V173H46ZM74 174H75V173H74ZM83 174H82V175H83ZM87 174H88V173H87ZM12 175L15 176L16 178L14 179V177H13ZM44 175H45V174H44ZM47 175H48V174H47ZM70 175H71V174H70ZM120 175H122V174H120ZM83 176H85V175H83ZM86 176H87V175H86ZM86 176H85V177H86ZM89 176H90V175H89ZM91 176H92V174H91ZM91 176H90V177H91ZM38 177H40V176H38ZM45 177H46V176H45ZM75 177H77V176H75ZM41 178H43V177H41ZM41 178H39V179H41ZM78 178H79V177H78ZM78 178H77V179H78ZM91 178H93V176H92ZM91 178H90V179H91ZM94 178H95V177H94ZM94 178H93V179H94ZM98 178H99V177H98ZM122 178H126V177H123V176H122ZM33 179H34V178H33ZM46 179H47V178H46ZM75 179H76V178H75ZM75 179H74V180H75ZM20 180H21V179H20ZM22 180H21V181H22ZM79 180H80V179H79ZM86 180L88 181V179H86ZM95 180H96V179H95ZM126 180H127V179H126ZM148 180H151V179H150L149 177H146V179H145L144 181H148ZM0 181H1V180H0ZM21 181H19V182H21ZM33 181H34V180H33ZM114 181H115V180H114ZM15 182H14V183H15ZM35 182H36V181H35ZM82 182H83V180H82ZM84 182H85V181H84ZM94 182H95V181H94ZM98 182H99V181H98ZM98 182H97V183H98ZM100 182H101V181H100ZM115 182H116V181H115ZM142 182H143V181H142ZM28 183H29V182H28ZM28 183H27V184H28ZM38 183H39V182H38ZM60 183H61V182H60ZM75 183H76V182H75ZM89 183H90V182H89ZM146 183H147V182H146ZM3 184H4V183H3ZM3 184H2V185H3ZM30 184H31V183H30ZM71 184H72V183H71ZM71 184H70V185H71ZM76 184H77V183H76ZM92 184H93V183H92ZM142 184H143V183H142ZM2 185H0V186H2ZM4 185H5V184H4ZM102 185H103V184H102ZM102 185H101V184L97 185V186H98V187H97L98 190H97L96 188H95V189L98 191V194L96 193V192H97V191H96V192L94 193L93 198H94V199L98 198V199H100V200H102V201H105L104 198H105V197L108 198V196L105 195V194H103V193H102V194L100 193V192H102V191H101V189H102ZM116 185H117V184H116ZM146 185H147V184H146ZM22 186H23V182H22ZM117 186H118V185H117ZM17 187H18V186H17ZM122 187H123V186H122ZM3 188H4V187H3ZM18 188H19V187H18ZM27 188H28V187H27ZM123 188L125 189V187H123ZM25 189H26V188H25ZM79 189H80V187H79ZM92 189H94V188H92ZM114 189H115V188H114ZM144 189H145V188H144ZM144 189L141 188V189L139 190L140 192H138V193L143 195V193L146 192ZM12 190H13V188H12ZM12 190H11V191H12ZM15 190H16V189H15ZM29 190H30V189H29ZM2 191H3V189H2ZM2 191H1V192H2ZM19 191H20V190H19ZM32 191H33V190H32ZM105 191H106V189H105ZM137 191H138V190H137ZM163 191H164V186H160L159 191H158L157 193H155V196H154L153 198H151V197L147 194V195H143V196L141 197V198H142L141 201H145V203L149 201V204L152 205V206H154L156 209H158L159 206H160V208H161L162 205L164 204V198H165V197L163 196V194H164ZM7 192H5V193H3V194H0V200L3 201L4 197H7V196H8ZM23 192H24V191H23ZM33 192H34V191H33ZM54 192H55V195H57V193H58V188H57L56 191H54ZM67 192H68V190H67ZM113 192H115V191L113 190ZM135 192H136V191H135ZM75 193H76V192H75ZM77 193H78V192H77ZM81 193H82V192H81ZM84 193H85V192H84ZM138 193H136V194H138ZM78 194H79V193H78ZM85 194H86V193H85ZM85 194H84V195H85ZM96 194H97V195H96ZM113 194H114V193H113ZM15 195H16V194H15ZM33 195H34V194H33ZM50 195H51V194H50ZM59 195H60V194H59ZM81 195H83V194H81ZM24 196H25V195H24ZM8 197H9V196H8ZM22 197H23V196H22ZM80 197H81V196H80ZM80 197H79V195H78V197H76V199L79 200ZM13 198H14V197H13ZM13 198H12V199H13ZM15 198H16V197H15ZM93 198H92V199H93ZM107 198H106V199H107ZM18 199H19V198H18ZM98 199H97V200H98ZM21 200H23V199H21ZM77 200H76V201H77ZM13 201H14V200H13ZM82 201H83V200H82ZM88 201H89V200H88ZM90 201H93V200H90ZM94 201H95V200H94ZM107 201H108V199H107ZM128 201H129L128 203L131 204L130 206H132L133 201H132V200L130 201V199H128ZM77 202H78V201H77ZM105 202H106V201H105ZM53 203H54V202H53ZM53 203H52L51 201H47V200L45 201V204H44L45 206L42 205V203H40V205H39V207H38V209H39L38 212L41 214V213L43 212V210H42L43 207H44V209H45V207H47V209H48V207H49L50 205H52ZM79 203H80V202H79ZM67 204H68V203H67ZM75 204H76V203H75ZM90 204H92V203H90ZM37 205H38V204H37ZM77 205H78V204H77ZM52 206H53V205H52ZM24 207H25V206H24ZM32 207H33V206H32ZM81 207H83V206H81ZM27 208H28V207H27ZM65 208H66V207H65ZM130 208H131V207H130ZM31 209H32V208L29 207V208L26 209V210L24 209L25 211H24V210H23V212L21 211L22 213H21L20 215L17 216L18 221L20 222V220H21V223H23L24 218H25V217L27 218V214H26V212H28V211L31 210ZM41 210H42V211H41ZM33 211H34V210H33ZM33 211H32V213H33ZM45 211H46V210H45ZM49 211H50V210H48V212H49ZM56 212H57V211H56ZM107 212H108V211H107ZM44 213L47 214L46 212H44ZM50 213H51V212H49V215H50ZM116 214H117V213H116ZM119 214H120V213H119ZM49 215H48V217H49ZM57 215H58V214H57ZM28 216H29V215H28ZM32 216H33V215H32ZM46 216H47V215H46ZM50 216H51V215H50ZM41 217H42V216H41ZM44 217H45V216H44ZM121 217H122V216H121ZM42 218H43V217H42ZM45 218H46V217H45ZM117 218H119V216H117ZM48 219H49V218H48ZM121 219H122V218H121ZM42 220H43V219H42ZM61 220H63V219H61ZM45 221H46V220H45ZM49 221H50V219H49ZM58 221H59V220H58ZM145 221H147V220H144V222H145ZM231 222H232V221H231ZM43 223H44V222H43ZM43 223H42V224H43ZM47 223H48V222H46V224H47ZM49 223H50V222H49ZM46 224H45V225H46ZM43 225H44V224H43ZM45 225H44V226H45ZM54 225H55V224H54ZM54 225H53V226H54ZM57 225H58V224H57ZM176 225H177V224H176ZM176 225L174 226V228H172V233H173V237H174V238H177V237H178V238L182 239L184 236H187V235L189 234V232H190L191 229H190V227H189L188 224H185V223H184V225L182 226V225H180V223H178L179 226H176ZM46 226H47V225H46ZM50 226H51V224H50ZM50 226H49V227H50ZM71 226H72V225H71ZM54 227H55V226H54ZM54 227H52V228H54ZM57 227H58V226H57ZM59 227H60V226H59ZM69 227H70V226H69ZM43 228H44V227H43ZM46 228H48V227H46ZM70 228H71V227H70ZM48 229H49V228H48ZM51 230H52V229H51ZM43 231H44V230H43ZM62 231H63V230H62ZM62 231H61V232H62ZM51 233H52V232H51ZM170 235H171V234H170ZM170 237H172V236H170ZM182 242H183V241H182ZM199 245H200V244H199ZM79 260H80V259H79ZM81 261H82V259H81Z\"/></svg>",
  "mask_w": 264,
  "mask_h": 264
},
{
  "label": "water",
  "instance_id": "3",
  "mask_svg": "<svg viewBox=\"0 0 264 264\" xmlns=\"http://www.w3.org/2000/svg\"><path fill=\"white\" fill-rule=\"evenodd\" d=\"M139 6L148 18L127 25L116 15L102 20L98 45L108 19H115L125 29L136 30L146 26H159L162 20L206 30L229 37L264 38V0H122Z\"/></svg>",
  "mask_w": 264,
  "mask_h": 264
}]
</instances>
